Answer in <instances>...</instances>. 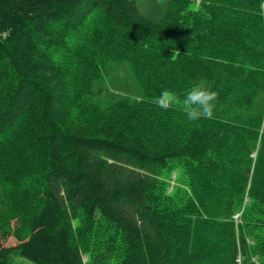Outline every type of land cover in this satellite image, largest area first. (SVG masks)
I'll use <instances>...</instances> for the list:
<instances>
[{"label":"trees","instance_id":"trees-1","mask_svg":"<svg viewBox=\"0 0 264 264\" xmlns=\"http://www.w3.org/2000/svg\"><path fill=\"white\" fill-rule=\"evenodd\" d=\"M262 6L0 0V264H264Z\"/></svg>","mask_w":264,"mask_h":264},{"label":"clouds","instance_id":"clouds-1","mask_svg":"<svg viewBox=\"0 0 264 264\" xmlns=\"http://www.w3.org/2000/svg\"><path fill=\"white\" fill-rule=\"evenodd\" d=\"M158 2L162 6L166 4V0H158ZM217 98L218 93L215 90L198 83L193 85L183 98L176 92L165 89L159 96L154 97L152 102L165 111L178 107L189 121H197L214 118Z\"/></svg>","mask_w":264,"mask_h":264},{"label":"rangeland","instance_id":"rangeland-1","mask_svg":"<svg viewBox=\"0 0 264 264\" xmlns=\"http://www.w3.org/2000/svg\"><path fill=\"white\" fill-rule=\"evenodd\" d=\"M239 216H240V214L235 216L238 222H239ZM16 242L17 241L13 237L9 238L7 241H4V239L2 238V235L0 233V245L8 246V245L15 244ZM17 261L21 264H36V263H34V262L24 258V257H21V256L17 258ZM256 262H257V264H259L257 259H256Z\"/></svg>","mask_w":264,"mask_h":264}]
</instances>
